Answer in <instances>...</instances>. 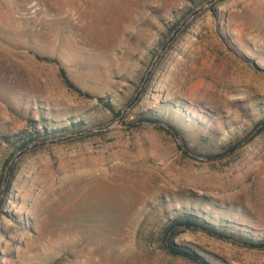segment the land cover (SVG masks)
<instances>
[{
    "label": "rangeland",
    "instance_id": "rangeland-1",
    "mask_svg": "<svg viewBox=\"0 0 264 264\" xmlns=\"http://www.w3.org/2000/svg\"><path fill=\"white\" fill-rule=\"evenodd\" d=\"M206 1L0 0V185L27 133H64L33 144L116 119L103 102L121 112ZM263 122L264 0H217L168 46L124 127L16 161L0 264H202L168 242L209 264H264ZM186 216L222 236L169 230Z\"/></svg>",
    "mask_w": 264,
    "mask_h": 264
},
{
    "label": "trees",
    "instance_id": "trees-1",
    "mask_svg": "<svg viewBox=\"0 0 264 264\" xmlns=\"http://www.w3.org/2000/svg\"><path fill=\"white\" fill-rule=\"evenodd\" d=\"M38 59H40L42 61H45V62H48V63H54V64H56L58 66L59 76H60L62 82L64 83V85L67 88H69L71 90H74L77 93H79L81 95H84L86 97H91L89 94L83 93L69 79L65 68L61 65V63L58 60L51 59V58H47V57L38 58ZM101 102H103V101L101 100ZM103 105L108 110H110L112 112V115H113L114 118L119 117L120 111H115L109 102H103ZM139 122H147V123H153V124L155 123V124H158L159 123V120H157L156 118H151V117H148V116L147 117L144 116V117H141L140 118ZM168 127H170V126H168ZM172 130H174V132L178 134V131L175 128H172ZM76 131L81 132L79 129L76 130ZM42 134L43 135H40V134H38V132H32V134L31 133H27L26 135H24L23 138L17 139L19 141L18 142L19 144H18L17 149L21 150V149L25 148L26 146H28L29 144H31L32 142H35V141H38V140H45V139H48V138H56V137H58L57 135H63L64 133H62V132L61 133H59V132H52V133H50V135H46V132L43 131ZM9 185H10V179L8 180V182L6 184V187L4 189V194L8 191ZM175 226H185V227H189V228H191V227H193V228L199 227L201 230H203V231H205V232H207L209 234H212V235H215V236H219V237L222 236L221 232L217 228H215V227H213V226H211V225H209L207 223H204L203 221L201 222V221L197 220V218H195L194 216L193 217L186 216L181 221H175L174 224L170 227L169 230H171ZM256 247H260V246H256ZM166 248L168 249V251L171 254L179 255V256H183V257H188V258H192V259H195L196 261H198V262H200L202 264H209L203 258H200L199 256H197L189 248H187L185 246H177V245L173 244L172 242H168V244H166Z\"/></svg>",
    "mask_w": 264,
    "mask_h": 264
},
{
    "label": "water",
    "instance_id": "water-1",
    "mask_svg": "<svg viewBox=\"0 0 264 264\" xmlns=\"http://www.w3.org/2000/svg\"><path fill=\"white\" fill-rule=\"evenodd\" d=\"M217 0H207L204 4L200 5L197 9H195L194 11H192L179 25L178 27L171 33V35L166 39V41L161 45L156 57L153 59L151 66L149 68V70L146 72L145 77L139 87V89L136 91V93L134 94V96L131 98V100L125 105V107L121 110L119 117H117L116 119L112 120L111 122H109L106 125L103 126H99L90 130H87L85 132H81L78 134H73V135H68L65 136L63 138H59V139H55V140H47V141H42V142H37V143H33L30 144L28 146H26L25 148L21 149L20 151H18L11 159V161L9 162L3 180L1 182L0 185V199L3 195L4 189L6 187L7 181H8V177L9 174L14 166V164L16 163V161L25 153L46 145V144H53V143H57V142H61V141H67L70 140L72 138L75 137H80V136H84L92 131H105L114 127H124L125 123H124V119L127 115V113L131 110V108L138 102L140 96L143 94V91L145 89V86L147 85L149 78L152 74V72L155 69V66L157 65V63L159 62L161 56L163 55V53L167 50L168 46L174 41V39L176 38V36L179 34V32L184 28V26L198 13H200L205 7H207L208 5L216 2ZM166 128H168L174 136H177L176 133L168 126H165Z\"/></svg>",
    "mask_w": 264,
    "mask_h": 264
}]
</instances>
